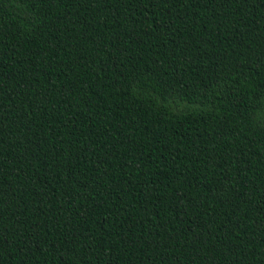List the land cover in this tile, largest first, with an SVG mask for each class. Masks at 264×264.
I'll return each mask as SVG.
<instances>
[{
	"label": "trees",
	"instance_id": "obj_1",
	"mask_svg": "<svg viewBox=\"0 0 264 264\" xmlns=\"http://www.w3.org/2000/svg\"><path fill=\"white\" fill-rule=\"evenodd\" d=\"M0 264H264V0H0Z\"/></svg>",
	"mask_w": 264,
	"mask_h": 264
}]
</instances>
